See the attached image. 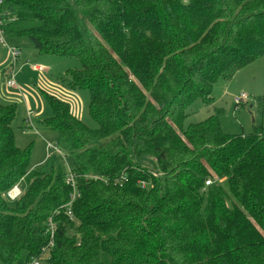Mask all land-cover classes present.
I'll return each mask as SVG.
<instances>
[{"label":"trees","instance_id":"1","mask_svg":"<svg viewBox=\"0 0 264 264\" xmlns=\"http://www.w3.org/2000/svg\"><path fill=\"white\" fill-rule=\"evenodd\" d=\"M4 9L17 48L27 39L39 55L79 61L69 87L88 91L97 127L46 93L42 124L72 166L31 169V145L14 141L15 105L0 102V264L39 256L56 210L44 263L264 264V125L225 133L216 112L183 126L195 100L212 101L220 79L264 56V0H4Z\"/></svg>","mask_w":264,"mask_h":264},{"label":"rangeland","instance_id":"2","mask_svg":"<svg viewBox=\"0 0 264 264\" xmlns=\"http://www.w3.org/2000/svg\"><path fill=\"white\" fill-rule=\"evenodd\" d=\"M5 9L12 10L10 6H5ZM18 41L21 42V54L14 65L8 48L0 43V102L15 105L12 122L15 144L20 148L31 145V169L48 172L53 166L55 170L60 168L67 172L72 166L71 157L63 153L57 133L46 128L42 120L52 113L45 98L48 93L68 102L73 114L86 125L97 127L88 114V91L69 87V71L78 68L79 61L68 56L39 55L27 39ZM9 42L16 45V39L9 38ZM33 64L42 66L45 71H35ZM11 73L15 87L6 86ZM241 93L246 94V99L235 106L233 98ZM216 112H220L219 122L225 133L246 134L255 126L264 125V56L235 70L228 79H220L213 87L212 101L195 100L187 109L188 116L183 126L202 121ZM49 144L56 147L53 149ZM58 150L62 155L56 152ZM137 162L150 170L156 169L149 156H141ZM18 187L21 190L22 185Z\"/></svg>","mask_w":264,"mask_h":264},{"label":"built area","instance_id":"3","mask_svg":"<svg viewBox=\"0 0 264 264\" xmlns=\"http://www.w3.org/2000/svg\"><path fill=\"white\" fill-rule=\"evenodd\" d=\"M14 18L13 16L4 9V0H0V43H2L4 46L8 48V53L10 57L13 60V65L18 61L19 55H20V50L17 48L15 45L10 44L8 38H7V31H6V24L9 23L10 21H13ZM40 69V68H37ZM12 76L9 77L6 81V86L7 87H15L16 83L13 77V73H11ZM246 99V94L241 93L240 95H237L233 98V101L235 103V106H239L242 104ZM52 144H49V147ZM53 149L56 147L52 145ZM67 181L71 183V185L75 188L74 186V181H73V175L72 173H69L67 176ZM212 182L210 180L205 181V185H209ZM142 186H145L144 182H141ZM21 193V190L19 189L18 186H14L12 189H10L7 192V197L11 200L15 199L18 197ZM75 198V193H72L70 196V200L63 206H65L66 214L70 219H72V213H71V204L72 201ZM62 206V207H63ZM54 215L58 214V210L53 212ZM53 214L47 218V227H46V232L49 233V240L48 242L41 248L40 255L37 257L32 258L29 260L26 264H43L44 260L42 259L43 256H47V253L49 250L52 248L54 244V233L56 230V223L53 221Z\"/></svg>","mask_w":264,"mask_h":264},{"label":"crops","instance_id":"4","mask_svg":"<svg viewBox=\"0 0 264 264\" xmlns=\"http://www.w3.org/2000/svg\"><path fill=\"white\" fill-rule=\"evenodd\" d=\"M23 44H26V43H23ZM21 47H19V49H20ZM9 54V53H8ZM20 54H21V49H20ZM10 56V55H9ZM32 68L35 70V71H45V68H43L42 66H40V65H37V64H33L32 65ZM37 68H40V69H37Z\"/></svg>","mask_w":264,"mask_h":264}]
</instances>
